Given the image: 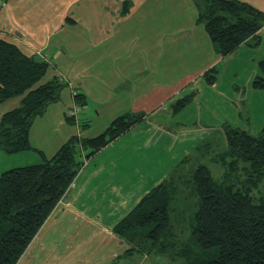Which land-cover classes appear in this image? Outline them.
<instances>
[{
  "label": "trees",
  "instance_id": "16d2710c",
  "mask_svg": "<svg viewBox=\"0 0 264 264\" xmlns=\"http://www.w3.org/2000/svg\"><path fill=\"white\" fill-rule=\"evenodd\" d=\"M192 2L198 11L197 24L203 25L221 57L234 54L242 45H261L263 11L240 0ZM259 69L261 74L252 87L264 90V60ZM215 70L204 74L210 85L216 83ZM64 86L53 75L50 62L26 56L16 45L0 39V104L21 97L19 106L1 116L0 149L8 153L30 149L36 116L60 98ZM195 94L176 100L174 114L192 103ZM73 96L77 109L86 106L83 95L74 92ZM145 117L128 120L121 116L105 133L73 137L50 158L0 175V264H18L85 162ZM69 119L77 120V113ZM223 130L226 148L212 159L222 167L220 179L205 164L187 170L189 156L115 225L114 234L130 245L126 256L137 252L169 255L173 264H264V127L256 136L230 125ZM191 197L197 208L189 238L180 242L175 223L183 216L182 201Z\"/></svg>",
  "mask_w": 264,
  "mask_h": 264
},
{
  "label": "rangeland",
  "instance_id": "374dc122",
  "mask_svg": "<svg viewBox=\"0 0 264 264\" xmlns=\"http://www.w3.org/2000/svg\"><path fill=\"white\" fill-rule=\"evenodd\" d=\"M151 4H154L151 13L144 8L133 20L126 21L122 30H114L113 35L110 10L107 27L102 29L99 25L91 36L81 25L73 47H61V70L57 71L64 77L65 86L60 98L36 116L30 132V149L17 153L0 149V175L13 168L40 163L43 157L50 158L73 137L84 139L105 133L121 116L134 120L145 115L151 122L158 120V124L166 126L168 120L165 122L164 118L171 108L169 100L176 101L185 93L195 92L197 99L187 107V118H197L198 139H201L200 143L204 141L191 153L186 169L205 164L212 175L220 179L222 167L212 159L226 148L224 126L230 125L254 136L264 127V119H257L264 105L259 100V90L252 87L253 80L261 74L257 63L264 59V34L262 49L247 55L243 50L222 58L217 66L216 83L210 85L205 73H201L208 68L205 65L207 54L198 41L188 43L203 27L194 28L195 24H190L198 14L192 0H152ZM187 5L195 11L187 9ZM154 8L157 11H153ZM164 11L168 13L163 14ZM166 17L172 19L169 20L172 27L163 29L161 26L167 21ZM180 20L185 25H178ZM150 21L157 28L148 31ZM100 36L107 37V42L100 45L96 38ZM207 42L211 47L210 40ZM47 80L48 77L41 82ZM182 88L181 95L175 93ZM74 92L85 98L86 106L80 108L81 112L77 109L79 104ZM133 92L135 98L140 99L138 103L133 104L130 99ZM20 100L18 96L0 104V119L3 113L19 106ZM143 103L146 106L140 108ZM87 106L89 109L83 112ZM73 111H77V120L69 119ZM225 120L227 124L223 122ZM189 137L190 142L193 139ZM88 152L89 149L85 150L84 155ZM182 202V219L177 223L174 221L176 239L180 242L188 240L190 222L197 208L195 198ZM141 257L139 254L133 255L132 259L124 256L116 264H173L169 255H148L145 263L140 262Z\"/></svg>",
  "mask_w": 264,
  "mask_h": 264
},
{
  "label": "crops",
  "instance_id": "0c3cea01",
  "mask_svg": "<svg viewBox=\"0 0 264 264\" xmlns=\"http://www.w3.org/2000/svg\"><path fill=\"white\" fill-rule=\"evenodd\" d=\"M240 1L264 12V0ZM151 2L152 0H0V39L16 45L26 56H37L50 62L53 75L63 80L64 77L57 71L61 70V47H73L78 35L75 34L81 25L93 36L99 25L102 29L107 27L109 11L112 10L113 35L114 30H122L125 22L133 20L144 8L151 13L154 5ZM187 7L192 8L190 5ZM155 10L157 8L153 9ZM170 12L173 13L172 10ZM167 13L168 11L163 12ZM166 19L161 26L163 29L172 27L169 21L171 18ZM196 20L197 16H194L190 24L199 28ZM177 24L185 25L181 20ZM155 25L150 21L147 30L157 28ZM199 29L197 36L188 43L198 41V45L207 54L206 70L215 68L218 75L217 66L223 57L215 52L212 43L209 47L204 27ZM263 34L264 27L260 32L262 42ZM68 37L69 40H65ZM96 38L100 45L108 40L107 37ZM92 39L95 43V38ZM262 44L257 48L242 45L235 54L243 50L244 54H251L249 52L262 49ZM206 47H209L208 51ZM182 90L184 88L175 93L181 95ZM258 92L259 100L264 105V90ZM131 95L132 103H138L140 99L135 98L134 92ZM186 95L188 94L181 95L179 99ZM169 99L170 96L164 102ZM196 99L194 96L192 103ZM171 100L167 101L171 103V108L165 113L164 121L168 120L166 126L158 124V120L151 122V119L145 117L142 122L85 162L67 195L18 264H116L126 256L130 245L114 234L115 225L204 141L200 143L201 139H198L197 133L200 130L197 118H187V107L192 103L174 114L172 104L175 101ZM145 106L146 103H143L140 108ZM88 109L87 106L83 112ZM257 119H264V109ZM223 122L226 123V120ZM189 136L193 139L190 142ZM135 254L142 256L140 262L147 261L148 255L139 252ZM129 258L132 259L133 255Z\"/></svg>",
  "mask_w": 264,
  "mask_h": 264
},
{
  "label": "built area",
  "instance_id": "2783aa9c",
  "mask_svg": "<svg viewBox=\"0 0 264 264\" xmlns=\"http://www.w3.org/2000/svg\"><path fill=\"white\" fill-rule=\"evenodd\" d=\"M77 112L76 111H73V114H76Z\"/></svg>",
  "mask_w": 264,
  "mask_h": 264
}]
</instances>
